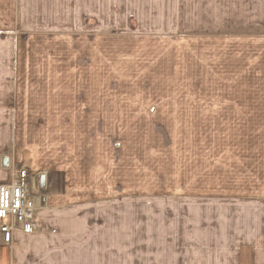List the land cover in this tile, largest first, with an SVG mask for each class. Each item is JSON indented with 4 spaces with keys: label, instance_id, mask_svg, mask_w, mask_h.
<instances>
[{
    "label": "rangeland",
    "instance_id": "374dc122",
    "mask_svg": "<svg viewBox=\"0 0 264 264\" xmlns=\"http://www.w3.org/2000/svg\"><path fill=\"white\" fill-rule=\"evenodd\" d=\"M0 31L3 74L38 58L55 156L0 264H264V0H0Z\"/></svg>",
    "mask_w": 264,
    "mask_h": 264
},
{
    "label": "crops",
    "instance_id": "0c3cea01",
    "mask_svg": "<svg viewBox=\"0 0 264 264\" xmlns=\"http://www.w3.org/2000/svg\"><path fill=\"white\" fill-rule=\"evenodd\" d=\"M1 35L2 32L0 31ZM35 56L36 54L34 53L30 52L28 54L24 52L22 46L16 47V54L14 53L12 60L15 68H10L8 74H3L5 69L0 68V152L4 154L0 157V184L10 182L11 171L17 168L18 165L38 171L46 166L45 162L48 159L55 158L54 148H50L47 144L51 138L39 135L34 129V126H39V124H41L40 130L45 129V126H43L45 125L44 114L46 113V117H48L51 111V107L48 106L51 101V92L48 91L47 87L45 89L40 86L42 81L40 82L39 77H42V75L38 74V70H35L36 64L39 62ZM3 93H6V97L9 100L2 101L1 96ZM61 95L65 99H71L72 91ZM9 126L18 127V136L15 140L10 138L12 130L11 128L9 129ZM4 158L9 160L8 167L3 166ZM55 162L57 169H53L55 170L54 174L63 173L64 176L66 175L67 180L70 177L69 172L76 171L75 165L70 167L69 161L66 160V154L62 158H57ZM66 178L64 179L66 180ZM33 187H35L34 183ZM72 193L69 187L65 188L64 196ZM52 196L55 195H50L49 199H47L46 195L43 196L47 201L46 207L51 204ZM19 235L25 234L16 233L14 239H17ZM164 264L177 263L168 262Z\"/></svg>",
    "mask_w": 264,
    "mask_h": 264
},
{
    "label": "built area",
    "instance_id": "2783aa9c",
    "mask_svg": "<svg viewBox=\"0 0 264 264\" xmlns=\"http://www.w3.org/2000/svg\"><path fill=\"white\" fill-rule=\"evenodd\" d=\"M41 182V178L28 168H21L10 183L0 184V237L6 245L13 243L15 233L32 235L37 232V207L43 208L45 195L40 196ZM36 197H39L37 204Z\"/></svg>",
    "mask_w": 264,
    "mask_h": 264
},
{
    "label": "water",
    "instance_id": "95a60500",
    "mask_svg": "<svg viewBox=\"0 0 264 264\" xmlns=\"http://www.w3.org/2000/svg\"><path fill=\"white\" fill-rule=\"evenodd\" d=\"M3 165H4L5 167H8V165H9V160H8V158H4V160H3ZM46 205H47V201H46V198L44 197V198H42V207H46Z\"/></svg>",
    "mask_w": 264,
    "mask_h": 264
},
{
    "label": "bare ground",
    "instance_id": "6f19581e",
    "mask_svg": "<svg viewBox=\"0 0 264 264\" xmlns=\"http://www.w3.org/2000/svg\"><path fill=\"white\" fill-rule=\"evenodd\" d=\"M43 184V183H42ZM44 185V184H43Z\"/></svg>",
    "mask_w": 264,
    "mask_h": 264
}]
</instances>
